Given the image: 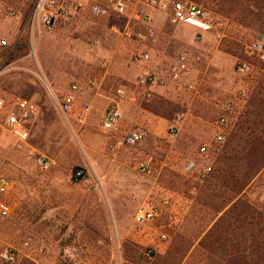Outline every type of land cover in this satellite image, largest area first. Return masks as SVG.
<instances>
[{
  "label": "rangeland",
  "instance_id": "1",
  "mask_svg": "<svg viewBox=\"0 0 264 264\" xmlns=\"http://www.w3.org/2000/svg\"><path fill=\"white\" fill-rule=\"evenodd\" d=\"M38 1L0 0V37L8 41L0 47V97L39 106L23 148L0 113V175L13 182L0 194L12 208L0 229V264H264V63L246 54L264 38V0H186L211 14L213 29L201 39L171 13H156L150 26L92 16L93 5L110 0H57L71 14L49 30L35 19ZM140 33L145 40L134 36ZM144 51L151 58L134 63ZM183 53L189 72L174 81L170 71ZM241 59L252 63L248 75L237 71ZM148 71L164 85L139 86ZM68 97L75 100L65 117L56 100ZM114 102L123 118L117 130L104 131ZM228 102L235 108L220 144L218 120ZM180 114L184 122L172 134ZM140 127L150 132L146 141L121 143ZM40 158L56 165L45 170ZM193 159L213 171L187 172ZM76 168L93 182L73 180ZM166 202L160 219L136 223L143 206ZM6 249L15 250L14 262L3 260Z\"/></svg>",
  "mask_w": 264,
  "mask_h": 264
},
{
  "label": "built area",
  "instance_id": "2",
  "mask_svg": "<svg viewBox=\"0 0 264 264\" xmlns=\"http://www.w3.org/2000/svg\"><path fill=\"white\" fill-rule=\"evenodd\" d=\"M165 12L171 13L173 18L178 22L197 30V39H201L205 33H209L213 29L210 12L202 5L186 0H110L108 4L97 3L92 6L91 14L97 18H108L113 14L116 16L126 17L129 22L141 23L144 25H153L156 22V13ZM9 14L13 18H18L17 11L9 9ZM71 14L70 9L65 3H59L57 0H39L35 10V19L38 18L44 28L52 30L57 19H65ZM116 29V28H115ZM115 31H118L117 29ZM128 38H133V32L128 30L124 33ZM154 31H151V35ZM137 39L145 40L143 34L134 35ZM8 41L0 37V47H4ZM246 54L249 58H257L264 63V38L258 37L254 39L247 47ZM151 58L149 52H140L133 55V62L143 64ZM237 71L241 75H248L252 72V63L248 59H241L237 65ZM189 72V59L186 54H181L178 62L171 68L170 77L174 81L182 80ZM165 80L154 72L148 71L141 75L138 79V85L145 88H156L164 85ZM96 82L90 81L89 87L95 86ZM79 90L78 85H74L72 92ZM120 97H125V91H118ZM75 98L68 97L63 103L57 102L59 111L67 117L68 113L73 110ZM235 105L228 102L223 107V113L218 120V132L216 141L220 144H225L228 141L227 127L230 122V117L234 112ZM91 111V107H85L79 113V117L87 116ZM39 112L37 103L30 99H25L20 96H15L10 100L0 97V113H4V128L17 141L20 148L28 145L30 140V124ZM123 118L122 108L119 102H114L110 105L103 117L102 128L104 131H114L119 128ZM185 114H180L171 124L170 131L176 134L182 123L184 122ZM150 132L145 127L136 128L128 131L123 137L121 143L125 146H137L149 138ZM209 152L207 146H202L199 153L205 155ZM41 167L48 170L56 165V161L52 159L40 158L38 160ZM140 170L143 173H148L151 170L149 163L142 164ZM185 170L191 173H198L206 176L213 171V167L204 160H191L187 163ZM76 181L84 183L93 182L90 176H87L83 169H78L75 174ZM13 186L12 180L6 175H0V194L6 195L10 192ZM167 205L164 204H147L143 206L136 215V223L145 225L160 219ZM12 214L11 205L7 201H0V229L5 220L10 218ZM164 239L167 238L163 234ZM2 258L6 262H14L16 253L13 249H6L2 253ZM59 264H69L66 261H61Z\"/></svg>",
  "mask_w": 264,
  "mask_h": 264
},
{
  "label": "trees",
  "instance_id": "3",
  "mask_svg": "<svg viewBox=\"0 0 264 264\" xmlns=\"http://www.w3.org/2000/svg\"><path fill=\"white\" fill-rule=\"evenodd\" d=\"M78 169H80V168H76V169H75L74 174H75V172H76ZM73 180H76V179H75V176H74V179H73Z\"/></svg>",
  "mask_w": 264,
  "mask_h": 264
}]
</instances>
